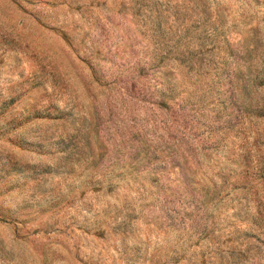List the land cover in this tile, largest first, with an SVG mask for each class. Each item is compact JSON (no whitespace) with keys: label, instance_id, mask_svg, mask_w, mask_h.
Segmentation results:
<instances>
[{"label":"rangeland","instance_id":"374dc122","mask_svg":"<svg viewBox=\"0 0 264 264\" xmlns=\"http://www.w3.org/2000/svg\"><path fill=\"white\" fill-rule=\"evenodd\" d=\"M0 264H264V0H0Z\"/></svg>","mask_w":264,"mask_h":264}]
</instances>
